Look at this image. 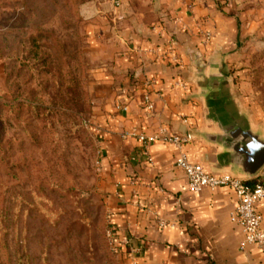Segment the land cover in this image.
Masks as SVG:
<instances>
[{"label": "rangeland", "instance_id": "rangeland-1", "mask_svg": "<svg viewBox=\"0 0 264 264\" xmlns=\"http://www.w3.org/2000/svg\"><path fill=\"white\" fill-rule=\"evenodd\" d=\"M104 1L0 0V264L126 259L109 232L111 192L95 127L105 100L127 91L133 78L121 34L128 27L114 12L107 19L82 14ZM123 1L139 9L154 0ZM211 1L236 32L233 56L211 63H221L223 89L239 108L264 125V0ZM204 32L205 47L212 38L205 42ZM184 55L186 82L203 89L208 70L197 76Z\"/></svg>", "mask_w": 264, "mask_h": 264}, {"label": "crops", "instance_id": "crops-1", "mask_svg": "<svg viewBox=\"0 0 264 264\" xmlns=\"http://www.w3.org/2000/svg\"><path fill=\"white\" fill-rule=\"evenodd\" d=\"M121 1L117 7L112 0L95 2L84 7L82 14L107 19L114 12L115 17L124 16L128 27L121 34L129 43L126 63L133 78L125 87L127 91L114 92L105 100L95 127L102 154L101 175L111 192L110 224L117 250L122 257L126 251L132 256L123 263L264 264V254L255 246L239 248L243 233L230 220L237 202L230 188L190 191L184 172L175 166V147L151 142L149 163L141 143L123 136L132 130L150 135L162 125L183 137L190 131L217 130L205 119L201 101L193 96L195 85L186 82L184 51L209 55L222 50L230 59L236 35L232 20L217 13L211 0H154L139 9L125 7ZM144 10L153 12L148 16ZM207 30L212 39L204 47L201 31ZM150 48L155 52H149ZM174 57L183 58L186 64L175 62ZM146 79L153 80L148 89L153 110L146 109L143 99ZM180 82H186V89L177 84ZM118 104L127 109L116 110ZM254 123L264 129L262 123ZM183 150L191 162L222 174L215 172L220 151L216 145L194 136L184 143ZM241 179L264 182V166L254 177ZM132 180L135 185L130 184ZM256 208L264 228V199ZM159 218L164 226H159Z\"/></svg>", "mask_w": 264, "mask_h": 264}, {"label": "water", "instance_id": "water-1", "mask_svg": "<svg viewBox=\"0 0 264 264\" xmlns=\"http://www.w3.org/2000/svg\"><path fill=\"white\" fill-rule=\"evenodd\" d=\"M186 52L194 67H197L194 74L204 76L205 69L208 70L204 77V88H199L193 96L202 101L206 110L205 119L217 127L215 132L190 131L189 136L202 138L220 149L217 157L219 166L215 172L226 173L235 178L254 177L264 166V129L261 124L256 125L251 116L239 108L230 92L223 89L226 76L223 75L224 71L219 62L229 54L214 51L207 59L210 61L205 64L201 63L203 55L200 52L193 49ZM216 56L220 61L212 65V57ZM199 77H192V82L198 87Z\"/></svg>", "mask_w": 264, "mask_h": 264}, {"label": "built area", "instance_id": "built-area-1", "mask_svg": "<svg viewBox=\"0 0 264 264\" xmlns=\"http://www.w3.org/2000/svg\"><path fill=\"white\" fill-rule=\"evenodd\" d=\"M113 4L117 7L120 5V0H112ZM212 37L210 31L203 33V39L209 40ZM151 53L155 52V49L150 48L148 50ZM175 62H179V58H173ZM153 80L146 79L144 82L145 92L143 99L146 109L153 110L154 105L150 98L149 88L152 86ZM181 88L186 89L185 83H177ZM117 108L120 111L127 109L126 105L118 104ZM123 136L135 137L140 143L143 154L146 156L147 161L152 163V158L149 155L148 147L151 142H160L163 144L172 145L176 148L177 154L175 155V166L179 167L185 174L188 180V189L193 192H198L203 188H207L210 191L215 190L218 187L230 188L237 199L235 208L230 212V220L238 224L243 233V240L239 244V248L243 250L246 245H253L258 248L261 253L264 254V228L261 224V216L259 215L256 205L259 201L264 199V184L259 180L249 182L246 179L235 178L229 174H213L204 169L201 164L191 162L188 159L186 152L183 150L184 143L191 137L181 136L180 134L171 131L167 126H159L152 134L146 135L144 133L136 132L132 130L129 133H125ZM130 184L135 185L136 181L132 180ZM159 226H164L165 222L162 219H158ZM111 239L114 243V249L117 252V243L114 238V234L110 225L109 229ZM126 259H132L131 252L126 251L124 253Z\"/></svg>", "mask_w": 264, "mask_h": 264}, {"label": "trees", "instance_id": "trees-1", "mask_svg": "<svg viewBox=\"0 0 264 264\" xmlns=\"http://www.w3.org/2000/svg\"><path fill=\"white\" fill-rule=\"evenodd\" d=\"M260 182L264 184V182H263V181H260Z\"/></svg>", "mask_w": 264, "mask_h": 264}]
</instances>
